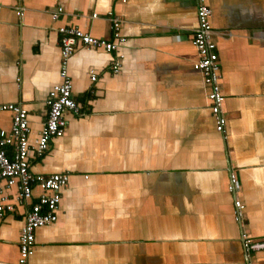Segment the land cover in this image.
Returning <instances> with one entry per match:
<instances>
[{"label":"crops","instance_id":"0c3cea01","mask_svg":"<svg viewBox=\"0 0 264 264\" xmlns=\"http://www.w3.org/2000/svg\"><path fill=\"white\" fill-rule=\"evenodd\" d=\"M205 1L218 33L225 137L192 66L196 0H0V104L28 110L31 139L60 82L58 26L109 38L111 12L125 39L112 52L80 45L69 58L82 114L67 115L64 135L31 162L69 179L57 220L35 231L28 264H243L242 231L264 242V0ZM57 3L64 12L53 21ZM10 123L0 112V127ZM23 216L16 207L0 218V264L18 263ZM253 254L264 264V248Z\"/></svg>","mask_w":264,"mask_h":264},{"label":"built area","instance_id":"2783aa9c","mask_svg":"<svg viewBox=\"0 0 264 264\" xmlns=\"http://www.w3.org/2000/svg\"><path fill=\"white\" fill-rule=\"evenodd\" d=\"M64 12L59 3L51 10L50 16L57 21ZM23 15V11H16ZM110 16L111 35L109 38L92 36L74 25H60V82L54 84L45 99L46 115L38 135L30 138L28 110L21 104H0V112H9L11 123L9 128L0 127V218L16 207H23V224L19 233V259L17 264H28L33 253L36 229L54 223L63 189L68 184L69 172L41 173L31 169L33 159L46 154L50 141L64 135L68 125L67 115L79 117L81 107L72 92V84L68 74V61L78 46L100 48L107 52L114 51L124 37L120 33V20ZM197 26L191 34V43L197 51V59L193 68L201 73L207 89V98L211 114L215 119V129L225 137L226 116L222 110L223 95L221 93V72L217 52L216 30L210 23L211 9L205 0H196ZM97 13H92L96 17ZM123 55L119 52L110 63V71L117 74L122 66ZM91 81L96 80L93 69L89 70ZM239 179L231 173L228 191L233 194L234 219L242 225L244 203L237 196ZM12 190V191H10ZM37 190L38 192H35ZM244 248L243 264H255L253 252L264 248V242L253 241L242 231Z\"/></svg>","mask_w":264,"mask_h":264},{"label":"trees","instance_id":"16d2710c","mask_svg":"<svg viewBox=\"0 0 264 264\" xmlns=\"http://www.w3.org/2000/svg\"><path fill=\"white\" fill-rule=\"evenodd\" d=\"M82 111V110H81ZM81 114H82V112H81Z\"/></svg>","mask_w":264,"mask_h":264}]
</instances>
